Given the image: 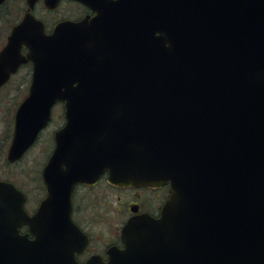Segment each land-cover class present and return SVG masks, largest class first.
<instances>
[{"label": "water", "instance_id": "obj_1", "mask_svg": "<svg viewBox=\"0 0 264 264\" xmlns=\"http://www.w3.org/2000/svg\"><path fill=\"white\" fill-rule=\"evenodd\" d=\"M78 1L97 15L46 34L27 14L0 50V87L32 63L9 162L57 101L66 108L37 211L0 182V218L9 217L0 264H82L71 195L104 172L117 186L169 182L170 196L158 218L126 223L124 248L107 262L83 264H264V0Z\"/></svg>", "mask_w": 264, "mask_h": 264}, {"label": "flooded vegetation", "instance_id": "obj_2", "mask_svg": "<svg viewBox=\"0 0 264 264\" xmlns=\"http://www.w3.org/2000/svg\"><path fill=\"white\" fill-rule=\"evenodd\" d=\"M20 12L18 13L14 23L11 24L9 28V33L11 29L17 25L25 15L30 14L35 19H38L43 22L45 30L49 33L52 29L63 21H74L78 22L82 19L90 20L96 15V12L93 11L89 6L78 0H58L56 6L52 9L45 6V0H37L32 7L27 5V0H20ZM10 0H4L0 4V12H9L10 9L4 8L9 4ZM74 6L76 12L74 13H61L60 9L65 6ZM8 33V35H9ZM7 35V36H8ZM6 36V40H7ZM29 91L22 96V98L15 103L12 123L14 126L15 113L21 102L26 98ZM58 105L62 108V123L55 126L52 133V142L49 153L47 154L45 161H48L49 157L52 154V151L55 147V134L58 132L66 122L65 115V104L64 102H56L51 109L50 119L46 127L39 133L37 140L39 139L42 132L48 129L51 123L54 121V109ZM13 133V129H12ZM8 136V135H7ZM11 137H7L4 141H0V182H9L12 183L17 190L22 192L25 195L24 209L28 215H33L41 201L46 196L45 185L41 178L40 171V185L43 190V195L39 199V202L32 206L31 208L27 207L28 197L25 191L9 177V169L12 166L18 165L20 161L24 158L26 153L33 147H31L27 152H25L18 160L14 162H9L7 159L8 150L11 144ZM36 140V142H37ZM35 142V143H36ZM35 145V144H34ZM83 191L81 198L77 197V192ZM87 196L90 205L88 209V217L92 216L93 219H96L97 222L93 224L92 221L85 218L86 209L85 206L79 207L80 202H82V196ZM170 195L169 184H163L159 187H148V186H116L112 185L107 181L106 174L100 176L93 183H78L71 195V208H70V218L71 221L80 232L86 237V245L82 252L75 254L76 261L84 263L90 258L98 257L103 261L108 260V252L113 249H123V243L121 239V232L125 224L133 217L136 216H150L157 218L160 215L161 209L165 201ZM108 196L112 197V202L108 200ZM77 199L79 203H77ZM90 218V217H89ZM112 221L114 228L109 231L105 227ZM95 231L102 235H96ZM19 235H27L29 239H32V235L29 232V227L26 224H21L17 228ZM104 235V236H103ZM9 241V217L5 213H2V218H0V245L4 249L5 242ZM4 252V250H3ZM6 254V253H3ZM8 254V253H7Z\"/></svg>", "mask_w": 264, "mask_h": 264}, {"label": "rangeland", "instance_id": "obj_3", "mask_svg": "<svg viewBox=\"0 0 264 264\" xmlns=\"http://www.w3.org/2000/svg\"><path fill=\"white\" fill-rule=\"evenodd\" d=\"M20 2V0H10L9 4L4 8V10L7 8L10 9V11L0 12V49L6 42V36L9 33L11 24L14 23V20L20 12ZM60 12L62 14L74 13L76 12V8L68 5L60 9ZM30 80L31 66L30 64H26L0 89V141L2 142L5 138L11 137L12 135L14 105L27 92ZM62 121V108L58 105L54 109V121L50 127L42 132L35 145L26 153L20 163L9 169L10 179L15 181L25 191L28 197V208L36 205L43 195L39 181L40 171L51 148L53 129L55 126L61 124ZM83 193V191L77 192V197L81 198ZM108 200L112 202V197L108 196ZM77 203H79L78 199ZM89 205L90 201L88 197L83 195L79 207L83 208L85 206V218L92 221L93 224L100 223L96 219H93L92 216H89L90 218L87 216L90 210L88 209ZM105 228L111 231L114 228L112 221H109ZM95 234L102 235L97 231H95Z\"/></svg>", "mask_w": 264, "mask_h": 264}]
</instances>
